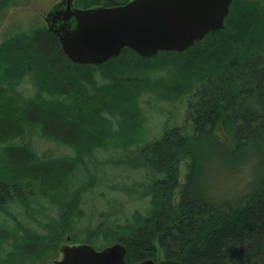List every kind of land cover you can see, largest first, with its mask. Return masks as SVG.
I'll return each instance as SVG.
<instances>
[{
  "label": "trees",
  "instance_id": "trees-1",
  "mask_svg": "<svg viewBox=\"0 0 264 264\" xmlns=\"http://www.w3.org/2000/svg\"><path fill=\"white\" fill-rule=\"evenodd\" d=\"M16 1L0 0V15ZM129 1L77 0L75 7ZM165 61L172 67L168 84L163 77L139 76L162 71ZM29 74L39 97L16 92ZM150 93L189 97L185 123L141 148L145 169L158 176L146 213L135 212L125 223L93 235L110 236L108 245L123 244L126 264L158 258L159 264H264V0H232L223 31L184 53L150 59L125 49L101 66H79L63 55L46 28L8 39L0 48V212L15 202L24 205L22 187L37 182L40 195L59 197L53 227L62 221L76 225L87 186L75 188L72 180L80 167L87 170L86 159L95 151L127 150L141 142L140 98ZM28 127L68 147L73 156L38 158L28 147L14 146ZM183 161L187 173L180 181ZM246 164L257 173L246 194L233 203L227 202L231 196L212 197L207 180L212 168L230 172ZM51 236L24 238L0 225V264L41 260L55 242ZM90 240L75 237L77 244Z\"/></svg>",
  "mask_w": 264,
  "mask_h": 264
},
{
  "label": "rangeland",
  "instance_id": "rangeland-1",
  "mask_svg": "<svg viewBox=\"0 0 264 264\" xmlns=\"http://www.w3.org/2000/svg\"><path fill=\"white\" fill-rule=\"evenodd\" d=\"M59 1L17 0L14 2L0 15V48L15 35L30 34L36 28H46L44 18L52 6ZM170 66V62L165 61L162 71L139 76L149 80L163 77L164 82L168 84L167 78L172 69ZM96 77L101 81L98 74ZM16 92L23 97L40 96L36 79L32 74L26 77ZM188 99L189 97L163 99L157 93L144 94L140 98L145 118L141 142L127 150L121 147H109L106 150L95 151L91 158L86 159L91 178L86 168L80 167V172L72 180L75 188L87 186L80 200L82 216L73 227L63 221L60 225L53 227L50 218H56L54 204L59 197L40 195L41 189L37 182H29L22 187L24 205L19 202L8 205L4 213L0 212V225L16 229L24 238H38L52 234V240L55 241L50 243L49 250L41 260L28 264L60 262L62 258L60 248L63 245L79 243L75 241L76 236H79L80 240L91 237L89 244L94 249L104 248L110 242V236L97 235L98 233L93 235V231L105 230L108 226L125 223L135 212L143 215L146 213L149 201L147 196L158 176L145 169L140 156L141 148L159 139L165 131L184 125ZM13 145L28 147L38 158L45 154L53 159L73 156L71 149L42 139L38 130L33 127H28L24 137L15 140ZM187 165L188 162L183 161L178 166L180 181L185 178ZM207 175L212 197L219 199L231 196L227 202L233 203L236 201V196L244 195L250 190L257 173L252 164H246L230 172H226L223 167L216 169L215 166ZM67 204H70L69 201L66 202ZM4 247L7 248L6 245Z\"/></svg>",
  "mask_w": 264,
  "mask_h": 264
},
{
  "label": "water",
  "instance_id": "water-1",
  "mask_svg": "<svg viewBox=\"0 0 264 264\" xmlns=\"http://www.w3.org/2000/svg\"><path fill=\"white\" fill-rule=\"evenodd\" d=\"M60 0L44 23L73 64L101 66L131 50L144 59L184 53L210 34L223 31L232 0H130L115 7L80 9ZM56 264H126L121 243L96 250L89 244L63 245ZM148 259L135 264H159Z\"/></svg>",
  "mask_w": 264,
  "mask_h": 264
}]
</instances>
